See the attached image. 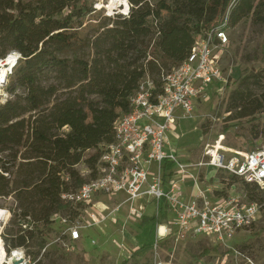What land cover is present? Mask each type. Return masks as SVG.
<instances>
[{
    "label": "trees",
    "instance_id": "1",
    "mask_svg": "<svg viewBox=\"0 0 264 264\" xmlns=\"http://www.w3.org/2000/svg\"><path fill=\"white\" fill-rule=\"evenodd\" d=\"M93 4L0 0V59L13 51L20 54L8 77L34 57L46 39L81 27ZM128 5L125 14L108 16L92 37L91 59L51 55L20 71L11 83L6 81L11 98L0 103V167L9 177L0 173V196L13 193L18 224H48L53 214L76 217L77 207L61 194L84 182L75 168L79 162L94 168L99 145L113 140V123L128 111L129 96L144 75L160 85L162 70L182 62L196 36L213 28L226 30L248 16L264 22V0H127ZM51 73L55 81L48 83ZM253 76L264 80V68ZM17 86L25 91L15 93ZM263 106L251 93L233 91L229 97L228 111L236 110V118L248 117L253 137L264 143V127L254 123ZM87 151L92 152L85 156ZM230 176L232 183L239 180ZM241 183L249 200L264 201V185ZM163 218L165 214L143 215L140 220L145 224ZM33 238L32 230L21 227L3 232L14 248ZM141 248L121 264H131Z\"/></svg>",
    "mask_w": 264,
    "mask_h": 264
},
{
    "label": "built area",
    "instance_id": "2",
    "mask_svg": "<svg viewBox=\"0 0 264 264\" xmlns=\"http://www.w3.org/2000/svg\"><path fill=\"white\" fill-rule=\"evenodd\" d=\"M227 43L225 29H210L195 37L182 62L161 73L160 85L147 74L139 80L129 96L128 111L113 123V140L99 145L94 168L87 167L93 177L61 194L65 202L77 207L78 214L75 218L52 215L53 221L59 219L63 224L57 240L66 245L65 233L68 240H77L82 229L114 221L115 214L125 205L129 213L140 218L165 214L156 222L154 247L172 235L178 240L188 235L206 236L225 243L254 223L260 211L258 203L241 202L235 195L214 194L210 187L201 185L199 171L203 166L223 170L241 182L263 186L264 148L232 150L221 145L220 136L213 148L205 149L207 159L187 162L168 139L180 119L193 116L195 104L207 97L208 88L225 81L220 53ZM9 56L12 65L7 76L0 78V86L6 84L20 54L10 52L0 61ZM6 92L0 95L2 102L8 98ZM0 173L9 177L1 167ZM106 197L121 200L109 207L103 202ZM137 199L139 203L135 205ZM149 204L154 207L150 214L146 212ZM7 253L22 257L14 264L34 263L20 247ZM152 264L166 263L155 259Z\"/></svg>",
    "mask_w": 264,
    "mask_h": 264
},
{
    "label": "rangeland",
    "instance_id": "3",
    "mask_svg": "<svg viewBox=\"0 0 264 264\" xmlns=\"http://www.w3.org/2000/svg\"><path fill=\"white\" fill-rule=\"evenodd\" d=\"M126 7L127 0H117L113 3L109 0H94V11L86 16L81 27L46 39L39 45V52L31 59L21 62L16 73L13 71L7 81L11 83L20 71L33 67L51 55L91 59L93 53L88 43L92 37L101 24L108 21V16L114 18L118 14L123 15ZM225 32L228 43L220 53L225 81L210 86L207 97L195 104L193 116L180 119L175 130L168 134L171 146L187 162L207 159L204 156L205 149L213 148L220 136L221 145L232 150L248 151L264 147L260 138L253 137V122L248 117L236 118V110L228 111L229 97L233 91L251 93L264 105V80H256L253 76L264 68V22H258L255 17L248 16L235 26L227 28ZM166 71L168 70H162ZM49 77L48 83L55 81L53 73L49 74ZM240 77L242 80L239 82ZM5 86L6 84L0 86V95L7 91ZM24 91L22 86L15 89L18 94ZM6 93L7 99L11 98L10 93ZM3 99V96H0V103ZM254 123L258 127H264V106L258 112ZM91 152H85V156ZM2 156L4 160L8 159L7 153ZM75 168L84 182L90 179V172L84 163L79 162ZM12 170H15V167ZM199 173L201 185L204 188L210 187L214 194L225 191L229 195L237 196L241 202L258 203L260 211L253 225L239 231L225 243L216 242L206 236L188 235L178 240L172 235L154 247L156 222L142 224L140 217L129 213L125 205L115 214L114 221L107 220L99 226L82 229L77 240H68L65 233L63 241L66 245H63L57 240L63 231V224L59 219L48 224L24 221L18 224L19 218L14 216L16 202L13 193H10L0 196V208L6 210L0 224L1 251L5 256V248L9 251L15 249L3 239L5 228L21 227L34 233V238L20 247L31 259L36 256L32 260L33 264H121L135 249L141 247L136 257L129 261L131 264H152L155 259L166 264H264V201L249 200L241 181L232 183L231 176L226 171H216L203 166ZM70 185L72 189L75 188L73 182H70ZM96 200L98 198L94 201ZM120 200L119 197H106L103 202L112 207ZM146 206V212L150 214L154 207L150 204Z\"/></svg>",
    "mask_w": 264,
    "mask_h": 264
},
{
    "label": "bare ground",
    "instance_id": "4",
    "mask_svg": "<svg viewBox=\"0 0 264 264\" xmlns=\"http://www.w3.org/2000/svg\"><path fill=\"white\" fill-rule=\"evenodd\" d=\"M109 1L110 3H113V2H116L117 0H109ZM12 60H13L12 57L9 56L8 58L0 61V78L3 77L4 75L7 76L8 69L12 65ZM134 202H135V205H137L139 203V200L137 199ZM5 215H6V210L3 208H0V224L2 223ZM16 254L17 253H14L13 256H11L5 252V256H4L0 248V264H14L16 259H22L21 256H19L18 258H15Z\"/></svg>",
    "mask_w": 264,
    "mask_h": 264
},
{
    "label": "water",
    "instance_id": "5",
    "mask_svg": "<svg viewBox=\"0 0 264 264\" xmlns=\"http://www.w3.org/2000/svg\"><path fill=\"white\" fill-rule=\"evenodd\" d=\"M127 8H128V6H127Z\"/></svg>",
    "mask_w": 264,
    "mask_h": 264
}]
</instances>
